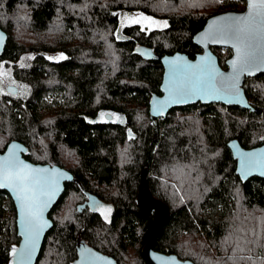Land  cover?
Instances as JSON below:
<instances>
[{"label": "trees", "instance_id": "16d2710c", "mask_svg": "<svg viewBox=\"0 0 264 264\" xmlns=\"http://www.w3.org/2000/svg\"><path fill=\"white\" fill-rule=\"evenodd\" d=\"M244 1L0 0V26L9 34L0 55V151L21 140L27 158L64 166L114 208L110 222L76 210L83 193L70 184L50 213L54 226L36 264H72L78 237L119 264H148L142 249L153 212L137 202L143 172L171 211L156 249L196 264H264V178L244 182L228 145L233 137L246 147L264 143V72L244 83L255 110L198 102L153 120L149 101L161 93L164 68L137 51L146 45L194 56L200 46L193 36L208 17L241 10ZM125 10L167 24L120 25ZM43 50L64 56L45 60L44 69ZM216 51L226 67L230 48ZM10 83L18 92L7 89ZM103 108L123 115L127 129L87 122ZM8 196L0 189V264H9L10 246L19 239Z\"/></svg>", "mask_w": 264, "mask_h": 264}, {"label": "water", "instance_id": "95a60500", "mask_svg": "<svg viewBox=\"0 0 264 264\" xmlns=\"http://www.w3.org/2000/svg\"><path fill=\"white\" fill-rule=\"evenodd\" d=\"M253 4H259L260 0H252ZM256 9L253 8L250 13L249 0H246V6L241 10H227L213 14L208 17L205 25L198 30L194 36L193 41L201 46L203 50L191 57L187 52L175 51L173 53H159L152 47L141 45L137 47L140 53L146 59H160L163 64V76L160 84L161 93L155 92L152 94L149 101L150 116L153 120H158L164 117L168 112L177 106H185L195 103H213L222 102L226 105H239L241 107L255 110L252 105L244 83L247 77L255 76L264 72V51L260 53L262 59L259 61L260 66L254 68L250 72H244L239 76L236 87L239 89V94L234 95L228 91L230 85L233 83V76L235 75L232 61L236 59V48L234 40L212 39L208 34L217 29L226 28L236 22L244 24L251 15H254ZM243 17L244 20L237 21V18ZM9 34L0 26V55L5 51ZM212 46L229 47L232 49V54L226 59L227 66L224 67L219 60V56L214 52ZM42 54L51 62L61 61L60 51H46ZM212 69H215L213 72ZM209 76L214 79H209ZM186 87H195L200 89L202 87L216 88L219 91H186ZM7 89L16 93L19 87L10 83ZM15 145V148L13 146ZM228 145L236 159V173L245 182L253 176L264 178V143L246 147L238 137H233L228 141ZM29 147L26 143L18 139H12L3 151H0V161L8 158L13 152L15 156L24 165L29 166L30 169H43L46 171L33 173L40 176L47 181L44 188L45 191H54V195L49 200L47 196H41V200H48V206L44 208L42 214V221L47 222V226L43 228L39 239L36 243L35 251L31 258L23 254L28 239L25 230V210L21 207V201L17 198V193L9 187L0 189L6 190L10 193L17 211L16 224L17 233L20 236V242L16 247V252L13 253V264H36L40 255L43 242L48 231L54 226V221L50 213L54 206L59 201L61 195L65 191V182L67 180H75L73 173L67 168L59 165L57 162H35L26 157ZM251 154V155H247ZM138 204L146 209L153 211V223L151 226L150 236L143 246L142 254L148 264H196L191 259H183L176 253H168L158 250L154 244L165 224L169 218L171 211L168 203L156 197L148 184L146 172H143V188L137 196ZM81 210V208L79 207ZM102 264H117L114 258L104 256L99 259ZM95 258L90 259L93 264Z\"/></svg>", "mask_w": 264, "mask_h": 264}, {"label": "snow or ice", "instance_id": "6c2138e0", "mask_svg": "<svg viewBox=\"0 0 264 264\" xmlns=\"http://www.w3.org/2000/svg\"><path fill=\"white\" fill-rule=\"evenodd\" d=\"M253 8L256 9L255 14L251 15L244 24L236 22L208 34L214 40L235 41L233 46L236 48L237 56L231 62L235 75L232 78L233 83L228 89L234 95L239 94V89L236 87L239 76L244 72L258 68L260 66L259 61L262 59L260 53L264 51V0H260L259 4H253L252 0H249L250 13ZM144 19L150 18L144 17ZM240 20H244V18H237V21ZM134 22L138 23L139 20H134ZM212 71L214 72L215 69ZM209 79H214V77L209 76ZM185 90L212 92L220 89L186 87ZM43 171L46 170L30 169L29 166L18 160L14 152L8 158L0 161V188L9 187L16 191L17 198L21 201V207L25 210V230L28 239L23 254L28 258H31L40 233L47 226V222L42 221V214L44 208L48 206V200H41V196H47L50 200L51 196L55 194L54 191H45L44 186L47 181L33 174ZM107 211L110 212L111 209H107ZM15 252L16 249H13V253Z\"/></svg>", "mask_w": 264, "mask_h": 264}, {"label": "flooded vegetation", "instance_id": "af4514ba", "mask_svg": "<svg viewBox=\"0 0 264 264\" xmlns=\"http://www.w3.org/2000/svg\"><path fill=\"white\" fill-rule=\"evenodd\" d=\"M244 8H242V9H244ZM124 24H128V23H124ZM119 32L123 33L121 30H119ZM216 48H218V49L221 48L222 50H225L226 48H229V47L212 46V49L214 50V52L219 56V53L216 51ZM202 50H203V48L200 46V49L197 51V53L201 52ZM230 50H231V52L225 58V62H226V59L232 54V49L230 48ZM196 54L194 56H191V57H195ZM63 56L64 55L61 53V59L63 58ZM45 60H47V57H45V55H44V69H45V67L47 66V63H48L47 61L45 62ZM219 60H220V56H219ZM226 66H227V64H226ZM66 90L67 89L64 88L63 92H61V93H64ZM87 122H89L91 124H95V123H101V124H110L111 123V124H115L116 123V124L123 125L127 129V121H126V119H125V117L123 115H121L117 111L104 109V108L100 109L96 114H94L92 116L89 115V117L87 118ZM51 162L53 163L55 161H51ZM44 163H46V161H44ZM73 175L75 176V180H67L65 182V191H67L68 188H69L68 186H70V184H72V186L76 185V187H79L81 192L83 193V198L80 199V200H77V202L75 203V209L78 210V211H81V212L88 211V212H91V213H94V214L96 213L101 218V220H103L104 222H110L111 218H112V215H113V212H114V208H113L112 204L109 201H107L104 198H102L100 195H98V192L92 191V190H90V188H88L86 185H84V183L82 184L81 180L79 179V177L76 174L73 173ZM142 188H143V182L139 185L138 193L140 192V190ZM65 191L63 192V194L65 193ZM62 195H61V197H62ZM8 197H11L10 193H9ZM11 199H12V197H11ZM79 207L81 208V210L79 209ZM107 209H111V211L108 212ZM7 211H8L7 215L9 213L11 214V212H12L11 206H9V209H7ZM16 227H17V224H16ZM19 242H20V236H19L18 241L14 242L10 246V249H9V257H10L9 258V264H13L12 263L13 249H16V247L18 246ZM43 245H44V242H43ZM76 245H77V254H76V258L72 262V264H92L90 262V259H92V258L96 259V261L93 264H102L103 262L100 261L99 259L104 257V256L114 258L116 263L119 264L115 257L110 255L109 253H105L103 251L95 249L84 238L78 237Z\"/></svg>", "mask_w": 264, "mask_h": 264}, {"label": "rangeland", "instance_id": "374dc122", "mask_svg": "<svg viewBox=\"0 0 264 264\" xmlns=\"http://www.w3.org/2000/svg\"><path fill=\"white\" fill-rule=\"evenodd\" d=\"M246 6V0L243 2L242 7L244 8ZM120 17V25L124 23H131L134 22V20H139L138 23L142 24L147 29L157 28V27H164L167 24L166 19L164 18H158L153 15L141 12V11H120L119 13ZM144 17L150 18V19H144Z\"/></svg>", "mask_w": 264, "mask_h": 264}]
</instances>
